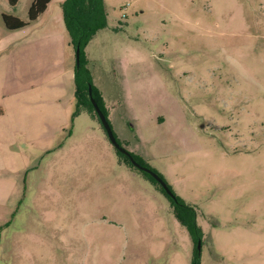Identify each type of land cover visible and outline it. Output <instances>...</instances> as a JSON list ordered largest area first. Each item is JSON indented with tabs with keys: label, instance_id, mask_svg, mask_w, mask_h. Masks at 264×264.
Returning a JSON list of instances; mask_svg holds the SVG:
<instances>
[{
	"label": "rangeland",
	"instance_id": "374dc122",
	"mask_svg": "<svg viewBox=\"0 0 264 264\" xmlns=\"http://www.w3.org/2000/svg\"><path fill=\"white\" fill-rule=\"evenodd\" d=\"M63 1L44 48L0 19V264H264V0H104L83 50L113 134L194 211L196 243L99 121L73 117Z\"/></svg>",
	"mask_w": 264,
	"mask_h": 264
},
{
	"label": "trees",
	"instance_id": "16d2710c",
	"mask_svg": "<svg viewBox=\"0 0 264 264\" xmlns=\"http://www.w3.org/2000/svg\"><path fill=\"white\" fill-rule=\"evenodd\" d=\"M5 1H7L11 7H15L19 2V0ZM50 1L51 0H33L31 6L28 9L27 22L19 20L18 18L10 15H3V22L5 27L9 30H15L24 27L28 22L36 20L38 16L46 10L47 5L50 3ZM61 11L63 23L68 36V44L72 47L74 53L77 48L80 49L79 64L77 65L75 62L74 65L75 112L73 114V117L78 116L81 112H86L92 118L98 120L101 124L90 102L88 93L89 88L91 89L93 99L95 100L96 104L98 105L106 119L107 114L101 92L93 84L91 71L87 66V60L84 57L83 50L99 31L107 27V14L104 0H64L61 3ZM116 141L121 147H123L117 138ZM115 152L120 162L124 163L126 166L135 171L141 172L152 184H154L162 192L164 196H166L170 200V202L174 206L176 218L188 230V232L194 239V242L196 243L198 239L197 236L200 233V229L195 223L194 211L191 208L185 206L184 203L174 194V198L168 196L161 185L152 176L134 167L127 156L121 154L117 149H115ZM129 155L140 166L149 169V167L145 165L142 159L131 153H129ZM151 171L157 174L155 171ZM159 177L162 179L161 176ZM192 264H198V258H195Z\"/></svg>",
	"mask_w": 264,
	"mask_h": 264
},
{
	"label": "crops",
	"instance_id": "0c3cea01",
	"mask_svg": "<svg viewBox=\"0 0 264 264\" xmlns=\"http://www.w3.org/2000/svg\"><path fill=\"white\" fill-rule=\"evenodd\" d=\"M4 3H7V5H8V7H10V8H6V6H3L4 7V9H2L1 11H0V19H1V21L3 22V15H10V16H13V17H16V18H18L19 20H22V21H25V22H27L28 21V9H29V7L31 6V4H32V2H33V0H28V7H27V18L26 19H20L18 16H17V14H16V12H17V8H18V6H19V2L21 1V0H19V2H18V4L15 6V7H11L9 4H8V2L7 1H5V0H2ZM52 2H53V0H51L50 1V3L47 5V8H46V10L41 14V15H39L38 16V18L36 19V20H34V21H31V22H28L27 23V25H25L24 27H22V28H20V29H15V30H9V29H7L6 27H5V25H4V22H3V25H4V27H5V31H17V30H21V29H24V28H26V27H30L31 25H34L35 26V28H33V32H32V34L33 35H37V39H38V43H40L41 44V48H44V47H46L48 44H49V42L52 40V36L51 37H49V36H46L45 35V30H46V27L43 25H41V26H37L39 23H40V21H46V22H48V20L49 19H46L47 17H48V13H49V10H50V7H51V5H52ZM6 5V4H5ZM59 20V19H58ZM60 22H61V20H60ZM60 22L58 23V26H57V28L58 29H60L61 28V24H60ZM37 27H41V29H39V30H37ZM5 33V32H4ZM58 39L60 40V42L61 43H63L62 44V48H64V51H65V57H66V60H65V62H66V64H67V66H69L70 64V66H73V59H74V57H73V55H72V52H74L73 51V49H72V47L68 44V36H67V34H66V36H58ZM68 60H71L69 63H68ZM74 65H75V62H74ZM93 84H94V82H93ZM94 86L101 92V95L104 97V95H103V90L101 89V87H99V86H96L95 84H94ZM1 168H0V173H1Z\"/></svg>",
	"mask_w": 264,
	"mask_h": 264
},
{
	"label": "water",
	"instance_id": "95a60500",
	"mask_svg": "<svg viewBox=\"0 0 264 264\" xmlns=\"http://www.w3.org/2000/svg\"><path fill=\"white\" fill-rule=\"evenodd\" d=\"M79 59H80V49L77 48L75 50V62L78 65L79 64ZM89 93V98H90V102L102 124V127L106 133L107 139L109 140V142L112 144V146L117 149L121 154L127 156L131 162V164L136 167L137 169L149 174L150 176H152L163 188V190L166 192V194L168 196H170L171 198H174L173 193L171 192V190L168 188V186L166 185V183L154 172H152L150 169L145 168L140 166L136 161L133 160V158L130 157L129 153L123 148L121 147L117 141L116 138L113 134V131L111 129V126L109 124V122L107 121L106 117L104 116V114L102 113V111L100 110V108L98 107V105L96 104L95 100L92 97V92L91 89L89 88L88 90Z\"/></svg>",
	"mask_w": 264,
	"mask_h": 264
}]
</instances>
